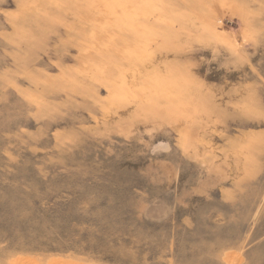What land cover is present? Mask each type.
I'll list each match as a JSON object with an SVG mask.
<instances>
[{"label": "rangeland", "instance_id": "rangeland-1", "mask_svg": "<svg viewBox=\"0 0 264 264\" xmlns=\"http://www.w3.org/2000/svg\"><path fill=\"white\" fill-rule=\"evenodd\" d=\"M0 264H264V0H0Z\"/></svg>", "mask_w": 264, "mask_h": 264}]
</instances>
